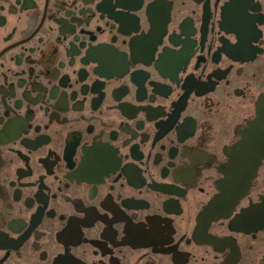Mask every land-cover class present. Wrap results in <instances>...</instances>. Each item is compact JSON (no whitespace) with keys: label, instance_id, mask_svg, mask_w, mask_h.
<instances>
[{"label":"flooded vegetation","instance_id":"af4514ba","mask_svg":"<svg viewBox=\"0 0 264 264\" xmlns=\"http://www.w3.org/2000/svg\"><path fill=\"white\" fill-rule=\"evenodd\" d=\"M264 0H0V264H264Z\"/></svg>","mask_w":264,"mask_h":264},{"label":"water","instance_id":"95a60500","mask_svg":"<svg viewBox=\"0 0 264 264\" xmlns=\"http://www.w3.org/2000/svg\"><path fill=\"white\" fill-rule=\"evenodd\" d=\"M240 138L227 151V162L220 168L222 178L216 183L217 194L208 208L225 216L244 195L264 159V116L250 122Z\"/></svg>","mask_w":264,"mask_h":264}]
</instances>
